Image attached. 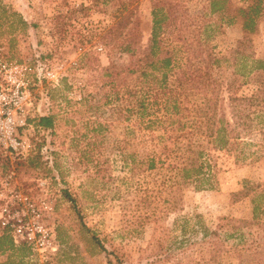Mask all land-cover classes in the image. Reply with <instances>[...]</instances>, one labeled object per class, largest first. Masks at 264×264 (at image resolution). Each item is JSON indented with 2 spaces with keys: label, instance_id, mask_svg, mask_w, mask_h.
Listing matches in <instances>:
<instances>
[{
  "label": "rangeland",
  "instance_id": "rangeland-1",
  "mask_svg": "<svg viewBox=\"0 0 264 264\" xmlns=\"http://www.w3.org/2000/svg\"><path fill=\"white\" fill-rule=\"evenodd\" d=\"M160 1L176 16L162 38L164 52L175 54L170 68H153L147 57L152 10ZM252 1L227 0V14L236 16ZM209 4L0 0L7 57L65 65L60 86L45 83L36 92L40 114L55 117L54 129H26L24 148L13 156L0 149V221L19 212L57 245L31 250L25 264H240V256L249 264L250 250L264 249V116L243 118L250 128L239 127L237 139L227 135L225 146L211 135L222 114L234 129L230 99L254 88L237 71L242 62L234 52L241 47L264 60V0L247 35L241 19L220 23ZM129 39L136 43L132 54L123 50ZM209 53L217 63L205 62ZM39 150L42 163H54L56 171L24 161ZM5 157L14 166L6 171ZM185 163H203L201 178L183 176ZM11 171L15 184L6 187ZM246 188L252 196L235 201ZM257 194L260 223L236 230L238 221L253 219Z\"/></svg>",
  "mask_w": 264,
  "mask_h": 264
},
{
  "label": "trees",
  "instance_id": "trees-1",
  "mask_svg": "<svg viewBox=\"0 0 264 264\" xmlns=\"http://www.w3.org/2000/svg\"><path fill=\"white\" fill-rule=\"evenodd\" d=\"M244 2H247V0H243ZM261 4L262 0H253L251 4L246 7V9H239L238 14L236 16L228 15V5L227 0H210V6H209V13L211 15L213 14H219L221 19L220 23L226 22L227 24L234 23L237 19H241L243 22V30L245 34H251L255 31L256 28V20L260 16L261 12ZM227 14V15H226ZM227 16V17H226ZM175 12L171 8L168 11L165 9L164 2L160 1L154 5V8L152 10V34L149 44V53H148V59L152 61L153 68H170V66L173 64L175 54H170L168 52H164V49L162 47V38L164 35L168 32L169 23L172 20H175ZM208 25L204 24V27L207 28ZM111 33L116 34V36H121L122 34L117 30L115 33V30H111ZM203 33V32H202ZM180 39V37H178ZM127 45H123L124 51L128 54L134 53L135 49L133 46L136 44L135 41L129 39ZM244 41H239L238 45L243 44ZM241 49V47H240ZM236 50L235 58L234 60L241 61L240 68H238V72L241 73L243 76H245L247 79H249L253 85L254 88L252 89V93L249 96H242L237 98H231L232 104H235L233 112V127L234 129L228 130L225 120V114H222V116L219 118L220 127L216 126V129H214V135H212V138H214V143H221L220 146H225L228 144V141L225 140L227 135L234 134L233 138H239L242 136V132L245 129L250 128L251 124L247 125L245 123L241 124V121L243 118L251 119V114L255 115L254 117H263L264 116V60H258L252 57L251 55L246 54V51L244 50ZM216 62V60L211 56V53L207 55L206 63H212ZM217 63V62H216ZM249 63V64H247ZM187 76V73H185ZM165 78V77H164ZM194 77H191L189 79H186V82L191 84L194 81ZM203 86H208L209 83L206 81L201 82ZM245 106H251L255 107L252 108V111L246 110V108L241 111L240 107ZM244 108V107H243ZM253 112V113H252ZM30 124H33L38 130L43 131H50L54 129L55 127V117L54 115H48L43 116L41 114H37L36 117L29 120ZM244 127L243 131H239V127ZM41 151L37 153V157L25 159L24 161H27L29 163V166L33 169H37L38 167H44L48 174H51L52 172L56 171V166H54V163L49 167L48 165L50 162L48 161L45 163H42V158L40 156ZM9 157H5V163L6 165L3 166V169L5 171L7 169H12V163L8 160ZM42 164V165H41ZM186 164V165H185ZM183 165V176L186 178H194L195 180H198L203 175V163H185ZM195 164V165H194ZM17 168H14V170L18 169L20 164H16ZM47 166V167H46ZM48 174H46V178H48ZM252 189L246 188L243 191H240L238 193H235L233 196L236 198L235 201L240 200V197H251L252 196ZM261 196V197H260ZM69 202L75 207L76 201L70 197L67 196ZM240 198V199H239ZM262 198V195H253L252 202L254 204V217L251 221H238V227H235L236 230H240L242 228H248L249 230H252L253 226L255 224H259V213H260V205H259V199ZM87 232H90V229L85 228ZM213 236H217L218 231L212 232ZM94 238V236H93ZM264 247V246H263ZM104 247H101V250H103ZM31 254V248L27 244H16L14 241L13 236L9 232L8 229H4L0 227V256L7 255V258L3 261H0V264H25V259ZM15 257V258H14ZM17 259V260H16ZM240 264L244 263V260L242 256L239 257ZM249 264H264V249L262 250H255V252L250 250V254L248 257Z\"/></svg>",
  "mask_w": 264,
  "mask_h": 264
},
{
  "label": "built area",
  "instance_id": "built-area-1",
  "mask_svg": "<svg viewBox=\"0 0 264 264\" xmlns=\"http://www.w3.org/2000/svg\"><path fill=\"white\" fill-rule=\"evenodd\" d=\"M102 51V48L99 49ZM76 66V62L71 63ZM65 65L54 67L49 61L40 57L18 62L7 57L3 46H0V149L9 156L22 152L24 141L21 133L33 127L30 119L40 114L36 104V92L46 83L50 87L60 86L64 78ZM35 113V115H33ZM15 172L7 175L5 186L15 184ZM19 201L40 216L27 197L19 196ZM29 213V212H28ZM27 217H20L19 212L12 218H4L0 225L8 229L16 244H27L31 250L44 252L55 251L57 245L43 226L31 227Z\"/></svg>",
  "mask_w": 264,
  "mask_h": 264
}]
</instances>
